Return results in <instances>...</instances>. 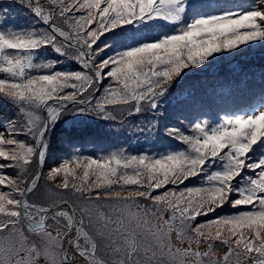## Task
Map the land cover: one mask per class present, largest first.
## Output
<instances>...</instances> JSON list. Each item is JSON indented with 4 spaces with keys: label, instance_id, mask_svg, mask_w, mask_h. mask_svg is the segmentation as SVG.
I'll use <instances>...</instances> for the list:
<instances>
[{
    "label": "snow or ice",
    "instance_id": "snow-or-ice-1",
    "mask_svg": "<svg viewBox=\"0 0 264 264\" xmlns=\"http://www.w3.org/2000/svg\"><path fill=\"white\" fill-rule=\"evenodd\" d=\"M16 2L28 7L40 26L13 28L7 9L0 11V72L7 74L0 78V96L18 108L17 119L0 128V170L16 171L15 177L0 174V185L13 190L0 191V264H188L193 256L221 264L213 249L225 245L223 264L233 259L264 264V158L250 162L248 157L264 139V110L225 115L216 124L198 119L187 131L166 127L167 135L187 146L184 150L150 155L120 148L99 158L77 154L42 170L47 134L67 112L118 120L130 131H153L160 100L184 69L264 41V0L251 11L197 14L191 22H181L186 4L194 13L211 0ZM142 21H151L142 24L149 31L160 28L159 21L177 27L159 38H137L141 30L134 29L129 38L136 46L102 55L109 45L98 42L106 33ZM45 49L75 60L81 70L53 71L59 61L35 59L36 50ZM137 113L152 118L133 125L127 118ZM20 135L27 140L17 139ZM217 166L222 170H210ZM245 170L252 175H242ZM197 177H206L207 186H189ZM41 179L55 195L30 203ZM226 203L246 210L195 222ZM49 227L56 231L52 244ZM81 237L90 245L82 246ZM97 237L110 258H95Z\"/></svg>",
    "mask_w": 264,
    "mask_h": 264
},
{
    "label": "rangeland",
    "instance_id": "rangeland-1",
    "mask_svg": "<svg viewBox=\"0 0 264 264\" xmlns=\"http://www.w3.org/2000/svg\"><path fill=\"white\" fill-rule=\"evenodd\" d=\"M188 3L190 4L191 0H188ZM259 7L260 5L257 4V0H211V3L209 4L197 7L193 13L189 11L186 4L185 13L181 15V22H191V19L195 18V15L197 14H219L221 11L244 12ZM3 9H7V12L5 13L7 24L11 25L13 28L27 29L40 26L38 23L33 22L35 17L29 8L25 7L23 3H17L16 0H0V11ZM186 16L187 19L185 18ZM143 23H151V21H142L141 23L126 25L127 27L123 28V31L120 29L115 30V35L113 33H106L98 42L100 44L108 43L109 45L102 55L108 56V54L111 55L114 52L126 50L127 46H136L129 37L132 36L134 29L141 30ZM159 23L161 25L160 28L154 31L147 30L146 34L139 31L138 33H141V35L137 36V38L141 36L159 38L164 34H171L177 27V25H169L165 21H159ZM140 42L147 41L141 40ZM36 52L35 59L37 60L59 61L52 65L53 71L81 70V65L75 60L61 57L55 51L45 49L43 51L36 50ZM214 56L215 59L209 57V60L206 61L205 65H201L198 68L190 67L184 69L180 75L173 80L167 92L160 100V106L158 109L160 112V116L158 117L159 124L151 132L130 131L127 125L121 124L118 120L103 118L87 112H67L60 116L51 126L47 134V151L43 160L45 161L43 164L46 171L50 167H54L61 162L70 160L77 154L83 156L90 155L99 158L101 155L106 156L120 148H124L126 151L133 154L147 153L150 155L167 154L169 152L184 150L187 146L183 145L174 137L167 135L164 131L166 127H178L187 131V125L198 119H206L212 124H216L219 123L220 118L225 115L230 117L237 115L248 116L264 110V105H260L255 110L250 109L245 111V114L229 113L227 109L221 111L220 105H217L215 101H213L217 95L225 101H227V97L231 96L232 98L228 102H231L232 99H234L235 101H242L241 104H248L257 101L258 97L254 93H249L247 89L245 91V87L252 86L257 82H262L260 86L264 89V70L258 69L257 72L256 70L249 71L256 63L251 64V66L245 69L234 68L238 64H243V62L248 63L249 60H255L254 62H259L264 66V41H250L249 43L240 45L238 48L229 52L217 53L214 54ZM244 70H246V73L250 74L252 78H249L246 81H241L236 76ZM193 75H195V77ZM6 77V73L0 72V78ZM183 84H189V88L184 89V86H182V89H180L179 87ZM232 87L234 90H240L233 91L231 90ZM249 95L254 97L253 101L249 100ZM190 96L197 98L198 101L193 102L194 105H185V101H187ZM205 97L211 98V101L207 102V99H204ZM189 109H192V115H187ZM17 115V106L3 96H0V128H3L6 122L17 119ZM133 116L136 117L128 118L129 122L133 125H136L134 124L136 121H138V124H141L142 121H148L152 118L151 113H137ZM166 117H168L167 121L165 120ZM97 119L99 122H97ZM114 134L116 137H114ZM16 138L19 140H27V137L24 135L17 136ZM120 139H123V141H120ZM70 143H72V145H70ZM97 143L103 144L104 147L102 149L97 148L95 146ZM248 157L250 162H256L259 159L264 158V139L258 141L252 146V149L248 153ZM210 170L220 171L222 168L217 166ZM77 171H79V169H77ZM0 174L6 176L10 174L11 177H15L16 171L6 168L0 170ZM210 174L211 173L209 172L208 175ZM242 175H252V172L250 170H245V173ZM22 180L24 181V179ZM240 182L241 178L238 177L236 181H234V186L239 187ZM27 183H30V181ZM187 183L188 182H186V184ZM191 184L192 185L189 186H207L206 177L193 178ZM39 185V188L35 192H32L33 194H31V199L29 200L30 203L32 201L42 202V200H44L43 196L45 193L42 191L41 194L38 193L43 186L47 187L46 191L48 195L46 196L47 199H50L51 189L49 183H46L44 179H41ZM168 187L175 191H180L183 186ZM9 190L12 189L7 184L0 185V191L12 193V191ZM159 191H163V189ZM14 194L18 196V193ZM232 198H235V193ZM247 207L249 209L251 208V206ZM242 210L246 209L243 207L233 208L230 203H226L223 208H218L214 213H209L206 218L197 217L195 222L199 223L204 219H214L216 216L232 215ZM25 230H27L26 226ZM46 230L51 232L53 238L52 241H49L48 243H54L56 231L50 227ZM87 230L88 229H86V231ZM32 235L39 236L40 234L35 233ZM96 242L97 254L95 258L97 260H100L101 258H110L106 255L107 249L104 247L105 242L100 241L98 237ZM90 243V241H84L83 237H81L82 246L84 244L90 245ZM173 243L177 246H181L175 240V235H173ZM183 246H187V240H185ZM193 249H196L195 245H193ZM199 250L205 251L206 246H201ZM227 251L228 249L226 245L220 249H213V258L219 260L221 264H223ZM206 260L207 257L198 258L193 256L189 258L188 264H193V262H196V264H204V261ZM232 264H236L234 259ZM240 264H247V262L241 260Z\"/></svg>",
    "mask_w": 264,
    "mask_h": 264
},
{
    "label": "trees",
    "instance_id": "trees-1",
    "mask_svg": "<svg viewBox=\"0 0 264 264\" xmlns=\"http://www.w3.org/2000/svg\"><path fill=\"white\" fill-rule=\"evenodd\" d=\"M127 26H124L123 28H126ZM135 27V26H134ZM141 32H143V33H145L146 34V32H147V29H142L141 28ZM141 35V33H138L137 34V36H140ZM150 36V35H149ZM151 37V36H150ZM109 55V54H108ZM255 60H249L248 61V63H244L243 62V64H238L234 69H236V68H239V69H245V68H247V67H249V66H251V64H254V63H256L254 66H252V69L251 70H249V71H253V70H256V72L258 71V69L259 70H264V66H262L259 62H254ZM247 70V69H246ZM246 70H244V71H242V73H240V74H238L236 77L238 78V79H240L241 81H246V80H248L249 78H252V76L250 75V74H247L246 73ZM194 77H195V75H193ZM236 77H234V78H236ZM233 78V79H234ZM232 79V80H233ZM245 79V80H244ZM192 81V80H191ZM262 82H257V83H254L252 86H248V87H245V91H246V89H247V91L249 92V93H254L257 97H258V99H257V101L256 102H251V103H248V104H245V103H243V104H241L242 103V101H235L234 99H232V101L231 102H228L232 97L231 96H229V97H227V101H225V100H223V99H221L220 97H219V95H217V96H215V98H214V100L213 101H215V103L217 104V105H220V110L221 111H225V109H227V111L229 112V113H235V114H245V111H247V110H255V109H257L258 108V106H260V105H264V89L262 88V86H260V84H261ZM182 86H184L183 88L184 89H188L189 88V84L188 85H181L179 88L180 89H182ZM231 90H233V91H239L240 89H236V90H234L233 89V87H232V89ZM204 99H207V102H209V101H211L210 99L211 98H209V97H205ZM249 100L250 101H253L254 100V97L253 96H251V95H249ZM195 101H198L197 100V98H194L193 96H190L188 99H187V101H185V105L186 104H188V105H194V103L193 102H195ZM229 104V105H228ZM229 106V107H228ZM193 107V106H192ZM191 107V108H192ZM232 107V108H231ZM78 113V112H77ZM193 114V112H192V109H189L188 110V112H187V115H192ZM130 117H136V116H130ZM130 117H128V118H130ZM127 118V119H128ZM167 119H168V117H166L165 118V120L167 121ZM97 122H99V120L97 119ZM134 124H138V121H136ZM114 137H116V135L114 134ZM71 140H73V139H71ZM120 141H123V139H120ZM70 145H72V143H70ZM97 148H100V149H102L103 147H104V145L103 144H99V143H97L96 145H95ZM153 151V150H152ZM44 163H45V161H43ZM43 162H42V170H44V171H46V169H45V166H44V164H43ZM79 172V171H78ZM22 179H24V182H29L28 180H27V177H23ZM46 188L47 187H44L43 186V188H40V190L38 191V193H40L41 194V191L42 192H44L45 194H44V196H43V198H44V200H42V202H45V201H48L49 199H47V196L46 195H48V193H47V191H46ZM38 189V188H37ZM36 189V190H37ZM9 191H12L13 192V190H9ZM4 192H6V191H4ZM35 192V191H34ZM31 194H33V193H31ZM31 194L29 195V197H28V200H30L31 199ZM13 195H15L14 193H13ZM55 194L51 191V197L50 198H52L53 196H54ZM32 234H35V233H32Z\"/></svg>",
    "mask_w": 264,
    "mask_h": 264
}]
</instances>
